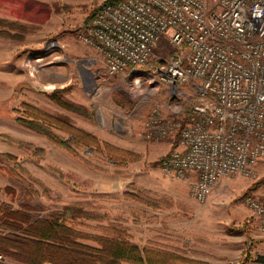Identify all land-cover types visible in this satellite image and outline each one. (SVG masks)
Returning a JSON list of instances; mask_svg holds the SVG:
<instances>
[{"label": "rangeland", "instance_id": "1", "mask_svg": "<svg viewBox=\"0 0 264 264\" xmlns=\"http://www.w3.org/2000/svg\"><path fill=\"white\" fill-rule=\"evenodd\" d=\"M103 1L0 0V205L37 218L75 202L81 211L70 223L81 232L102 235L115 226L140 248L207 264H264V232L244 201L261 191L264 164L249 177H222L203 201L190 194L193 174L172 176L153 165L175 147V140L144 135L143 121L165 90L150 92L141 82L135 91L130 75L107 74L100 52L83 41L89 14ZM169 50L161 41L155 54ZM60 89L78 111L50 98ZM22 102L137 156L115 165L94 147H75V155L20 124ZM0 231L8 229L0 224ZM2 255L4 264H27Z\"/></svg>", "mask_w": 264, "mask_h": 264}, {"label": "built area", "instance_id": "2", "mask_svg": "<svg viewBox=\"0 0 264 264\" xmlns=\"http://www.w3.org/2000/svg\"><path fill=\"white\" fill-rule=\"evenodd\" d=\"M82 39L100 52L107 74L130 75L135 91L141 82L165 90L144 135L177 136L160 167L193 174V198L203 201L222 177H249L264 164V0L106 2ZM161 41L171 50L155 54ZM244 201L264 232V179Z\"/></svg>", "mask_w": 264, "mask_h": 264}, {"label": "trees", "instance_id": "3", "mask_svg": "<svg viewBox=\"0 0 264 264\" xmlns=\"http://www.w3.org/2000/svg\"><path fill=\"white\" fill-rule=\"evenodd\" d=\"M114 1L117 0L99 3L88 19L100 4ZM59 91L61 89L50 93V98L64 108L78 111V105L60 96ZM21 107L22 114L16 117L20 124L44 134L75 155H78L75 147H94L115 165H123L137 156L108 142H100L93 134L73 126L66 117L46 113L27 102H22ZM54 129L62 130L69 137H61ZM177 139L176 136L174 145ZM165 156L153 162V165L161 166ZM263 179L264 176L259 181L262 183ZM127 195L141 199L140 195L133 192ZM80 211V204L73 202L46 217L34 218L25 211L1 204L0 224L8 231H0V253L27 264H121L123 261L133 264H207L151 246L140 248L126 237L123 228L110 226L106 228L109 232L102 235L81 232L70 223ZM83 238H91L97 245L85 243ZM258 260L262 261V255L258 256ZM0 264L4 263L0 260Z\"/></svg>", "mask_w": 264, "mask_h": 264}, {"label": "crops", "instance_id": "4", "mask_svg": "<svg viewBox=\"0 0 264 264\" xmlns=\"http://www.w3.org/2000/svg\"><path fill=\"white\" fill-rule=\"evenodd\" d=\"M188 258V257H187Z\"/></svg>", "mask_w": 264, "mask_h": 264}]
</instances>
